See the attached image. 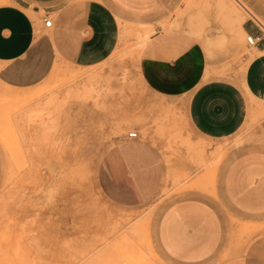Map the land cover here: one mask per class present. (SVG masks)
I'll return each mask as SVG.
<instances>
[{
    "label": "rangeland",
    "instance_id": "374dc122",
    "mask_svg": "<svg viewBox=\"0 0 264 264\" xmlns=\"http://www.w3.org/2000/svg\"><path fill=\"white\" fill-rule=\"evenodd\" d=\"M254 5L170 0L118 19V43L97 64L58 60L36 85L0 83V264H195L165 252L159 218L176 201L215 194L263 107L247 101L245 125L230 137L201 136L188 93L154 89L142 51L158 30L176 31L202 47V82L238 84L250 49L243 25L264 21Z\"/></svg>",
    "mask_w": 264,
    "mask_h": 264
},
{
    "label": "crops",
    "instance_id": "0c3cea01",
    "mask_svg": "<svg viewBox=\"0 0 264 264\" xmlns=\"http://www.w3.org/2000/svg\"><path fill=\"white\" fill-rule=\"evenodd\" d=\"M169 1L0 0V83L13 90L36 85L58 60L97 64L118 43V19L158 13ZM259 3L254 9L264 17V0ZM242 29L257 33L250 22ZM185 53L186 75L166 92L188 93V117L198 134L215 140L237 133L250 99L264 112V41L250 47L240 83H211L202 82V47L176 31L158 30L144 45L142 72ZM250 138L223 165L214 195L182 199L162 212L157 232L168 255L195 264H264V116Z\"/></svg>",
    "mask_w": 264,
    "mask_h": 264
},
{
    "label": "snow or ice",
    "instance_id": "6c2138e0",
    "mask_svg": "<svg viewBox=\"0 0 264 264\" xmlns=\"http://www.w3.org/2000/svg\"><path fill=\"white\" fill-rule=\"evenodd\" d=\"M185 54H173L163 62L152 63L144 68V75L149 78L154 89L166 92L182 81L186 75V66L183 63ZM264 95V88L261 90Z\"/></svg>",
    "mask_w": 264,
    "mask_h": 264
},
{
    "label": "built area",
    "instance_id": "2783aa9c",
    "mask_svg": "<svg viewBox=\"0 0 264 264\" xmlns=\"http://www.w3.org/2000/svg\"><path fill=\"white\" fill-rule=\"evenodd\" d=\"M251 23L257 29L256 34L246 32V43L250 47H255L259 45L260 42L264 41V21L257 18H252ZM44 25L50 27L52 25V19L49 16L44 17ZM130 136H136V133H130Z\"/></svg>",
    "mask_w": 264,
    "mask_h": 264
},
{
    "label": "bare ground",
    "instance_id": "6f19581e",
    "mask_svg": "<svg viewBox=\"0 0 264 264\" xmlns=\"http://www.w3.org/2000/svg\"><path fill=\"white\" fill-rule=\"evenodd\" d=\"M120 26H121V25H120ZM124 26H125V25H124ZM127 26H128V25H127ZM129 27H131V26H129ZM136 27H137V26H136ZM120 30H121V29H120ZM122 30H123V28H122ZM122 30H121V31H122ZM128 30H129V28H128ZM147 30H148V29H147ZM142 31H143V30H142ZM143 32H144V31H143ZM145 32H146V29H145ZM127 33H128V32H127ZM138 33H139V32H137V34H138ZM148 33H149V32H148ZM122 34H123V33H122ZM134 34H136V32H134ZM134 34H133V35H134ZM141 34H142V33H141ZM122 36H123V35H122ZM124 36H125V35H124ZM137 36H139V34H138ZM126 37H127V36H126ZM126 37H124V38H126ZM121 38H123V37H121ZM136 38H138V37H136ZM144 38H145V37H144ZM147 38H148V37H147ZM144 41H145V39H144ZM140 42H142V41H140ZM143 44H144V42H143ZM66 65H67V64H66ZM53 68H54V67H53ZM77 69H78V68H77ZM9 92H10V91H9ZM246 230H247V229H246ZM246 230H245V231H246Z\"/></svg>",
    "mask_w": 264,
    "mask_h": 264
}]
</instances>
